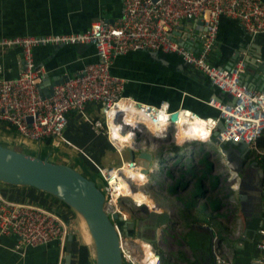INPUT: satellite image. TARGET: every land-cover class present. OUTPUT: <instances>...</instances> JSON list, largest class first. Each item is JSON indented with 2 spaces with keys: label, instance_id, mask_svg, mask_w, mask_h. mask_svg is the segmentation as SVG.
Masks as SVG:
<instances>
[{
  "label": "built area",
  "instance_id": "1",
  "mask_svg": "<svg viewBox=\"0 0 264 264\" xmlns=\"http://www.w3.org/2000/svg\"><path fill=\"white\" fill-rule=\"evenodd\" d=\"M223 17L238 21L250 36L264 35V0H125L122 17L114 25L96 21L82 33L2 38L0 51L19 49L23 55V65L17 78L0 79V123L14 128L31 143L44 144L50 140V146L59 148L63 144L70 145L64 137L69 117L73 113L85 116L89 104H100L103 105L104 120L92 123L88 116L86 118L96 130L105 132L119 154L128 149L135 153L147 151L149 144H152L153 149H160L156 140H166L168 145L170 141L183 145L193 139L180 141L179 121L171 122L174 111L169 104L151 106L126 99L123 96L126 80L112 74L114 62L129 52H162L180 57L186 65L202 72L214 87L232 99L228 103L216 100L210 102L220 112L217 119H204L189 111L177 110L179 119L183 112L196 117L209 131L204 143H245L257 151V141L264 137V90L253 89L243 83L241 75L246 71L244 60L237 62L231 69L218 68L210 60ZM185 22L200 23L197 39L202 45L198 49L174 38V32ZM48 45H92L96 48L98 60L79 75L66 77L55 84L50 97H47L40 86L47 77V71L35 64L33 51ZM126 103L138 111V117L143 119L145 125L126 124L124 117L127 113L118 111L120 105ZM114 110L118 114L112 115ZM220 120L224 122L225 130L219 133L216 142L213 133L217 131ZM111 121L121 127V137L116 136L119 131L112 126ZM146 122L163 124L164 130L150 131ZM140 126L152 134L153 142L138 140L142 132ZM124 137H131L132 143L121 141ZM257 152L264 157V150ZM178 155V152L165 148L154 157L149 175L152 177L156 171L158 174L165 163L176 161ZM125 167L141 171L131 161L120 167L99 169L106 196L105 209L112 218L121 215L119 205L126 198L125 189L122 190L119 185ZM129 184L133 188L131 181ZM59 207L49 209L13 201L0 190V234L16 236L19 243L27 247L35 248L54 242L65 247L74 230L60 202ZM260 233L264 237V229ZM137 244L140 254L132 247L127 250L128 240L122 237L125 264H161V256L151 245L152 258L145 263L142 247ZM258 249L264 251V240L259 243ZM216 259L222 261L220 254L217 253Z\"/></svg>",
  "mask_w": 264,
  "mask_h": 264
},
{
  "label": "crops",
  "instance_id": "2",
  "mask_svg": "<svg viewBox=\"0 0 264 264\" xmlns=\"http://www.w3.org/2000/svg\"><path fill=\"white\" fill-rule=\"evenodd\" d=\"M124 1L0 0V39L82 33L87 31L96 21L114 25L122 17ZM199 25L200 23L185 22L182 27L174 32V38L185 44L190 43L198 49L202 45L197 39ZM96 53V48L92 45H48L34 49L33 58L38 67H44L47 71L46 80L47 78L52 79L57 84L66 77L79 75L87 66L96 63L98 60ZM241 54L246 55V58L249 56L253 58L256 55L264 56V35L250 36L238 21L227 17L221 18L217 43L210 57L211 63L218 68H226L229 65H235ZM22 65L23 55L19 49L0 51V79L17 78L22 71ZM257 65H260V61L257 62ZM112 74L126 80L123 93L126 99L144 105L159 106L162 103H168L171 110H185L201 117L199 113L204 115L210 107L214 108L210 105L212 99L224 103L232 101L227 94L214 87L202 72L189 67L176 55H168L162 52L132 51L114 62ZM263 81L262 74L254 72L248 76L246 83L250 88L260 89ZM46 87L47 83L41 86L43 89ZM194 109H199V111ZM85 112V116L73 113L69 117V124L64 132V137L70 145L63 144L59 148H54L46 143H31L17 132H10L9 126L3 123H0V137L6 140L0 141V144L24 154L42 159L48 158L53 162L72 167H75L72 162L82 158L83 162H80L83 169L100 174L99 169L116 166V162H108L107 159L111 154L117 152L112 147L105 132L96 130L92 124L95 121L104 120L103 105L89 104ZM87 116L92 123L87 120ZM157 141L159 140L155 141L156 144ZM164 143L168 144V141L159 142V144ZM188 143H183V145L175 143L179 147L178 150H171L178 152L179 158L177 157L178 159L174 162L165 163L160 172L170 166L180 165L179 168H184L186 163L181 161H185L187 157H192L195 154L193 144ZM171 144L170 141L168 148H171ZM151 145L149 144L147 151L151 152L154 157L165 150L162 147L153 149ZM248 147L251 149V157L245 169V175L249 177L246 183L250 187L247 190L251 192V200H247L241 206L237 199L241 215L239 212L236 215L239 224L243 221V229H239L233 235L228 226L224 225L225 230L222 235L217 232L214 233L213 221L221 222L222 219L214 220L211 218L214 214L210 208L202 209L204 201L206 202L205 199L198 200L195 208H187L179 199L178 203L181 204L179 212L181 213L174 215L173 210L167 208L166 203H164L167 201L166 191H164V206L158 208L157 211L168 212L171 223L168 230L159 235V242L173 234L175 232L174 226H179L182 220L190 226L191 232L187 234V240L184 235L176 237L178 238L176 244L179 248L178 252L161 251L165 257L163 264H264V251L259 250L257 246V243L264 240L260 233L264 229V166L259 163V160L264 161V157L257 151L264 149H259L258 145L257 149L259 150L257 151L250 146ZM127 157L128 160L122 159V163L130 161L128 150ZM256 157H259L258 160ZM86 162L90 163L92 167H88ZM252 162L259 163L260 168L255 167L250 170L249 166ZM224 167L225 174L232 173L225 162L223 170ZM160 172L157 176L160 175ZM232 177H235L234 174ZM236 177L239 176L236 175ZM239 180L240 178L237 179L238 183ZM191 188L192 185L189 184L187 190L183 189L181 192L187 193ZM0 190L13 201L49 209L59 207L58 200L33 188L13 187L0 183ZM179 198L186 199L183 195ZM63 210L74 230V234H72L74 239L71 243V264H79L80 245L82 244L89 247L92 264H94L92 250L86 241L85 232L83 233L82 219L70 209L63 207ZM204 218L207 220L205 221ZM203 235H209V241L205 240L203 243ZM198 238L201 239V242L195 241ZM75 239L76 242H74ZM126 239L131 247H135L134 244L138 246V240ZM216 244L219 245V248L216 247L215 249ZM67 245L68 240L65 247L54 242L32 248L21 245L16 236L0 234V264H65L68 253ZM217 253L222 258L221 262L216 259ZM182 256L186 257L184 262L180 261Z\"/></svg>",
  "mask_w": 264,
  "mask_h": 264
},
{
  "label": "water",
  "instance_id": "3",
  "mask_svg": "<svg viewBox=\"0 0 264 264\" xmlns=\"http://www.w3.org/2000/svg\"><path fill=\"white\" fill-rule=\"evenodd\" d=\"M241 60L246 63V71L241 75L243 83L247 85L248 76L254 72H259L264 77V56L256 55L253 58L249 56L243 59V54H241L238 62ZM232 67L233 65H229L225 69ZM44 83H47V87L42 88V93L50 97L51 90L56 83L49 78L43 80L40 86ZM260 89L264 90V81ZM199 109L194 110L199 111ZM209 109L204 115L199 113L200 116L205 119L219 118L220 112L217 109L211 107ZM173 111L170 120L177 122L179 113L176 110ZM224 130V122L220 120L217 131L213 133L216 142V137ZM218 147L225 158L227 168L235 176L232 180L236 179V175L240 178L236 187V195L240 205L243 206L247 200H251V192L247 190L250 187L246 183L249 177L244 175L251 157V149L245 143L229 142L219 144ZM128 152L132 165L136 164L141 168V173L149 175V169L155 162L153 154L149 151L135 153L132 149H128ZM255 167L260 168L259 163L252 162L249 169L252 170ZM0 183L13 187L33 188L65 204L87 226L94 246V264H125L121 248L123 236L130 240L144 241L154 248V245L159 242V235L165 233L171 223L168 212H159L157 208L151 210L146 206L139 210V214L146 215L143 219L131 217L127 220L122 215H115L112 218L105 209L104 190L96 181L85 176L82 171L70 165L53 162L48 158L42 159L18 152L2 144H0ZM117 223L122 226L120 227ZM73 239L74 235L68 237L65 264H71L72 261L71 243Z\"/></svg>",
  "mask_w": 264,
  "mask_h": 264
},
{
  "label": "rangeland",
  "instance_id": "4",
  "mask_svg": "<svg viewBox=\"0 0 264 264\" xmlns=\"http://www.w3.org/2000/svg\"><path fill=\"white\" fill-rule=\"evenodd\" d=\"M140 128L142 129V132L139 134L138 136V140L139 141H148V142H153V136L150 132H148L147 130H145L143 128V126H140ZM184 139V138H183ZM6 139L0 137V141L1 142H4ZM170 140V138L168 139ZM159 142L163 143V142H166V140H159L157 141L158 145L162 148H168L169 145L167 143H164V144H159ZM193 144L192 146H194V151H195V154L192 156V157H187L184 160H182L181 162H185V167H187L188 165H192V164H197L199 158L201 157V155L203 154L204 151H202V149H205V151H209V149H213L211 150L212 153H215L214 157L211 159L215 164H216V172L215 174L217 175H221L222 178L226 181L220 185V189L223 191L222 193L226 194L228 193V190L231 189L234 191V196H233V199H230V202L229 200H227V204H228V208H227V211L226 210H223L222 212V215L226 217L225 218H222L221 222H215L213 221L212 225H213V231L214 233H218L219 235H222L224 233V230H225V226H228L230 232L234 235L239 229L242 230L243 229V221H241V223L239 224V221H238V218H237V214L239 212V214L241 215V211L239 209V202L237 200V195H236V187L238 185V181L237 179H239V177H236V179L232 180V175L233 173H227L225 174V167H224V170H223V166H224V162L226 163L225 161V158L222 156V154H220V150L217 151V148L218 146H216L214 143H204V142H201L199 140H196V139H193L191 141H189L188 144ZM216 147V148H215ZM185 149V148H183ZM16 150V149H15ZM18 150V149H17ZM120 155V156H119ZM122 155V156H121ZM122 159L123 160H128V157H127V151H125L124 153L122 154H118V153H114V154H111L107 161L108 162H116V166H120L122 165ZM83 162V159L82 158H79V159H76L74 162H72V164L80 171H84L83 169V166H82V163ZM85 163V162H84ZM87 163V162H86ZM101 165H103V163H100ZM181 164V163H180ZM88 167H92V165L89 163H87ZM180 165H177V166H170L168 167L166 170H162L160 172V175L157 176V171L152 175L149 176V177H145L143 180H137L134 184H133V189L134 191L131 190V192L134 194L136 193H144L147 197H148V202L146 204H144V206H150L151 208H161L163 207L164 203H166V207L173 210V214L174 215H177L178 213H181L179 212V207L181 208V204L178 203L179 201V194H176V192H173L171 193L169 188L170 186L174 185V181L173 179L169 178V176H167V172L168 171H171L173 176L176 177V178H179V172H180V169L179 168ZM148 180H150L148 182ZM99 181V180H98ZM100 185L104 188L103 186V182L102 181H99ZM224 188V189H223ZM166 191V202L163 203V192ZM192 188L191 190L187 191V193H182L180 192L181 195H183V197H189L190 196V193L192 192ZM180 195V196H181ZM127 196V195H126ZM160 206V207H159ZM141 208H139L137 206V204L131 199V197H126V198H123L121 200V203L119 205V211L121 212V215H123L124 217H126L127 219L135 216L136 214H139V210ZM237 210V211H236ZM242 210V209H241ZM228 212V213H227ZM216 216V214L214 215ZM178 217V216H177ZM179 220V219H177ZM204 220L206 221L207 219L204 218ZM210 222V221H209ZM236 222V223H235ZM187 223L186 222H180L179 223V226H174L175 228V232L173 234H171L170 236H167L165 239L162 240V242H157L156 243V246H157V249L160 250V251H164V250H169V251H174V252H178V247H177V240L178 238H176L177 236H181V235H184V238H186L187 240V234L190 233V226L186 225ZM190 225V224H189ZM192 228V227H191ZM195 229H197V227H195ZM176 235V236H175ZM203 240L202 242L204 243L205 240H208L210 239V236L209 235H203L202 236ZM196 242H201V239H196L195 240ZM141 242H144V241H141ZM135 247H132V249L134 251H136V253L140 254V246L138 247L137 245L134 244ZM90 248L92 250V254L94 256V248H93V245H90ZM131 248V244H129V246L127 247V250ZM137 254V255H138ZM185 256H182V258L180 259L181 262H184L185 261Z\"/></svg>",
  "mask_w": 264,
  "mask_h": 264
},
{
  "label": "trees",
  "instance_id": "5",
  "mask_svg": "<svg viewBox=\"0 0 264 264\" xmlns=\"http://www.w3.org/2000/svg\"><path fill=\"white\" fill-rule=\"evenodd\" d=\"M10 132H16V130L12 127H8ZM47 145H50V140L47 141ZM171 149H177L179 147L176 146L175 143L171 144ZM257 145L259 149H264V137H261L257 141ZM213 149H209V151H205L202 149L203 154L199 158L197 164L188 165L185 169L181 167L179 172V178L173 176L171 171H168L167 176L173 179L174 185H172L169 190L171 193L176 192V194L181 195L180 192L187 190L189 184L192 185V192L190 193L189 197L179 198L187 208H195L198 200L205 199L204 205L202 206L203 210L210 208L213 214L216 216H212L211 218L222 219L225 216L222 215L223 210L227 211L228 204L227 200L233 199L234 191L229 189L228 193H222L223 191L220 189V185L226 182L221 175L215 174L216 172V164L211 160L215 153H212ZM259 157H256L258 160ZM260 165L264 166V161L259 160ZM83 174L87 176L89 179L96 181V183L103 189L100 185L99 181H102L101 175L97 172L91 173L84 169ZM99 180V181H98ZM224 189V188H223ZM104 190V189H103ZM61 203V202H60ZM63 207L69 209L65 204L61 203ZM228 213V212H227ZM227 230V229H226ZM76 242V239L74 240ZM259 243H257L258 246ZM219 248V245L216 244L215 248ZM154 250L162 257L161 264L164 263L165 257L161 253L160 250L157 249L156 244L154 245ZM79 264H92V258L90 254V249L86 244L80 245V257H79Z\"/></svg>",
  "mask_w": 264,
  "mask_h": 264
},
{
  "label": "bare ground",
  "instance_id": "6",
  "mask_svg": "<svg viewBox=\"0 0 264 264\" xmlns=\"http://www.w3.org/2000/svg\"><path fill=\"white\" fill-rule=\"evenodd\" d=\"M118 111L127 113V115H125V117H124V121L126 122V124L128 126H131V125L136 126L137 123H140L141 125H145V123L143 122V119H140L138 117L139 116L138 111L134 107L129 106L127 103L121 104ZM118 111L114 110L111 114L112 115L114 113L118 114ZM146 123H147L146 125H148L149 129H151L150 131L158 132V131L164 130L163 124L162 125L160 123L150 124L149 122H146ZM111 124L115 129H117L118 131L120 130L121 127L115 121H111ZM178 131H179L178 136H179L180 141H182V140L184 141L187 139H196V140H199L201 142H205V141H207V135L209 133L207 128L204 127V125L201 124L198 121V119H196V117H192V115L190 113H185V112H183L182 115L180 116L179 123H178ZM116 136L121 137L120 131L118 133H116ZM121 141H123L125 143H132V138L131 137H124V138H122ZM149 176L150 175H145V174L141 173L140 170H132L131 168L125 167L124 168V176L121 177V181L119 184L120 188L122 190L125 189L126 195L128 197H131V199L136 204L144 206V204H146L148 202V197L144 193H136V194L134 193L133 194L131 192V190L134 191V189L131 187L129 182L131 181V183L134 184L138 179L143 180L145 177H149ZM149 181L150 180H148V182ZM146 207H149L150 209L155 208V207L151 208L150 206H146ZM82 224H83V228H84L83 233L85 232L86 241L89 243V245H93V242L91 240V236H90L88 229H87V226L83 220H82ZM138 243L142 247L144 262L147 263L152 258L153 251H152V249L148 243L141 242V241ZM93 248H94V246H93Z\"/></svg>",
  "mask_w": 264,
  "mask_h": 264
},
{
  "label": "flooded vegetation",
  "instance_id": "7",
  "mask_svg": "<svg viewBox=\"0 0 264 264\" xmlns=\"http://www.w3.org/2000/svg\"><path fill=\"white\" fill-rule=\"evenodd\" d=\"M245 175V174H244ZM135 218H138V219H143L144 217H146V215H144L143 213H140V214H136L135 216H133ZM128 220V219H127ZM118 225H120V227L122 226V224L120 223H117Z\"/></svg>",
  "mask_w": 264,
  "mask_h": 264
}]
</instances>
